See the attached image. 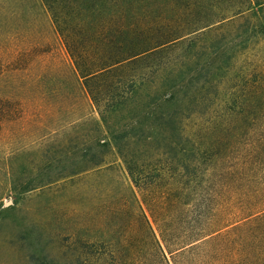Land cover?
Segmentation results:
<instances>
[{"label": "trees", "instance_id": "obj_1", "mask_svg": "<svg viewBox=\"0 0 264 264\" xmlns=\"http://www.w3.org/2000/svg\"><path fill=\"white\" fill-rule=\"evenodd\" d=\"M39 4L142 194L143 233L124 251L117 247L114 264H181L186 259L187 264H264V60H247L235 71L232 55L217 52L228 40L244 37L242 44L248 45L264 36V0ZM177 50L184 54L183 63L173 55ZM201 60L209 61L203 65ZM21 70L15 68L13 79ZM5 72L1 67L0 90L10 97H0V139L21 118L12 95H43L32 85L39 75L17 86L1 82ZM189 92L180 105L181 95ZM211 97L209 111L191 114ZM160 101L168 110L153 114L150 123L158 137L136 148L143 135L142 111ZM132 121L137 125L128 128ZM91 158V164L83 159L84 165L64 176L102 163Z\"/></svg>", "mask_w": 264, "mask_h": 264}, {"label": "rangeland", "instance_id": "obj_2", "mask_svg": "<svg viewBox=\"0 0 264 264\" xmlns=\"http://www.w3.org/2000/svg\"><path fill=\"white\" fill-rule=\"evenodd\" d=\"M242 39L228 40L217 51L218 56L232 55L235 71L247 60H264V36L248 45ZM173 55L184 62L182 51ZM1 67L6 69L2 83L13 81L19 86L39 75L32 85L43 95H12L22 110L21 118L5 128L0 139V264H114L120 255L117 247L124 251L143 233L142 194L96 107L80 87L63 40L39 0H0ZM15 68L22 69L20 78L13 79ZM191 95H181L180 105ZM0 97L10 96L0 90ZM214 97L194 107L191 114L209 111ZM160 103L142 111L143 135L136 148L145 139L158 137L150 123L153 114L168 110ZM134 125L132 121L128 128ZM103 141L110 144H98ZM82 155L87 157L80 159ZM91 157H100L102 163L64 176L84 165L83 159L91 164ZM172 212L168 215L175 218ZM152 227L158 231L153 222Z\"/></svg>", "mask_w": 264, "mask_h": 264}]
</instances>
